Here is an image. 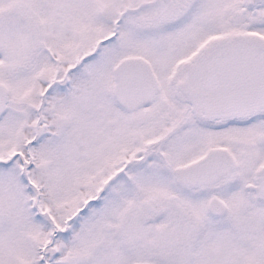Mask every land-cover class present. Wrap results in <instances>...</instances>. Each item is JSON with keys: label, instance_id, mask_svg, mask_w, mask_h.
<instances>
[{"label": "snow or ice", "instance_id": "6c2138e0", "mask_svg": "<svg viewBox=\"0 0 264 264\" xmlns=\"http://www.w3.org/2000/svg\"><path fill=\"white\" fill-rule=\"evenodd\" d=\"M0 264H264V0H0Z\"/></svg>", "mask_w": 264, "mask_h": 264}]
</instances>
